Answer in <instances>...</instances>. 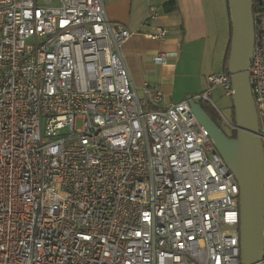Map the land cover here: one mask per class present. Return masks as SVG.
Segmentation results:
<instances>
[{
    "label": "built area",
    "instance_id": "1",
    "mask_svg": "<svg viewBox=\"0 0 264 264\" xmlns=\"http://www.w3.org/2000/svg\"><path fill=\"white\" fill-rule=\"evenodd\" d=\"M262 10L248 74L264 148ZM131 35L103 0H0V264H241L239 186L189 105L231 96L230 74L177 103L147 83L140 98Z\"/></svg>",
    "mask_w": 264,
    "mask_h": 264
},
{
    "label": "crops",
    "instance_id": "2",
    "mask_svg": "<svg viewBox=\"0 0 264 264\" xmlns=\"http://www.w3.org/2000/svg\"><path fill=\"white\" fill-rule=\"evenodd\" d=\"M108 20L129 30L131 37L121 46L125 66L137 95L144 97L143 84L159 86L163 103H177L201 93L206 76L224 72L231 37L227 0H103ZM150 6L157 16L150 18ZM168 30L163 41L145 36L155 28ZM167 53L164 62L153 60Z\"/></svg>",
    "mask_w": 264,
    "mask_h": 264
},
{
    "label": "water",
    "instance_id": "3",
    "mask_svg": "<svg viewBox=\"0 0 264 264\" xmlns=\"http://www.w3.org/2000/svg\"><path fill=\"white\" fill-rule=\"evenodd\" d=\"M231 26L227 71L232 87L236 136L229 138L201 105L192 114L239 186L241 264H261L264 251V152L250 90L248 63L254 45L253 0H227Z\"/></svg>",
    "mask_w": 264,
    "mask_h": 264
},
{
    "label": "rangeland",
    "instance_id": "4",
    "mask_svg": "<svg viewBox=\"0 0 264 264\" xmlns=\"http://www.w3.org/2000/svg\"><path fill=\"white\" fill-rule=\"evenodd\" d=\"M194 96V95H192ZM212 100L214 101V105L215 107L210 104H208V107H210L212 110H214L215 114H216V121L219 125V127L222 129V131L228 135V129H226L225 127H223L222 125L220 126L219 123V117H218V113L220 112L224 117L228 118V119H232V98L231 96H227L225 95L221 89H214L213 91V95H212ZM76 126L77 128H80L81 126V121L77 120L76 122Z\"/></svg>",
    "mask_w": 264,
    "mask_h": 264
},
{
    "label": "trees",
    "instance_id": "5",
    "mask_svg": "<svg viewBox=\"0 0 264 264\" xmlns=\"http://www.w3.org/2000/svg\"><path fill=\"white\" fill-rule=\"evenodd\" d=\"M227 7H228V4H227ZM174 8H175V6H174V0H169L167 2V4L165 5V7H164L165 11H171ZM262 12L263 13L261 14V16L264 17V10H262ZM255 18H256V16H255ZM228 54H229V45L227 47V51H226V55H225V68H224V72H226V73H228V71H227ZM197 102L206 111V113L211 117V119L218 125V123L216 121V117H215L216 114H215L214 110H212L210 107H208L207 102H205L203 100H198ZM233 113H234V110H233V105H232V116H233ZM232 120L234 121V117H232ZM235 136H236V131H233L232 133H229L227 135V137H229V138H234Z\"/></svg>",
    "mask_w": 264,
    "mask_h": 264
}]
</instances>
